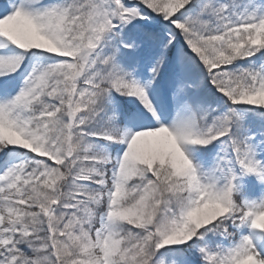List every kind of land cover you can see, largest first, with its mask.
Masks as SVG:
<instances>
[{"label":"snow or ice","instance_id":"6c2138e0","mask_svg":"<svg viewBox=\"0 0 264 264\" xmlns=\"http://www.w3.org/2000/svg\"><path fill=\"white\" fill-rule=\"evenodd\" d=\"M0 264H264V0H0Z\"/></svg>","mask_w":264,"mask_h":264}]
</instances>
